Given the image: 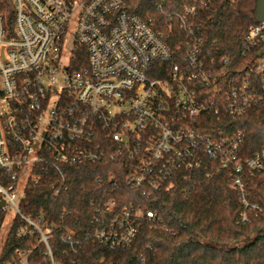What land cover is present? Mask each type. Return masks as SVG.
<instances>
[{
	"label": "built area",
	"instance_id": "2783aa9c",
	"mask_svg": "<svg viewBox=\"0 0 264 264\" xmlns=\"http://www.w3.org/2000/svg\"><path fill=\"white\" fill-rule=\"evenodd\" d=\"M194 9L185 8L182 29L191 30ZM242 45L244 54L264 47V23L251 28ZM187 46L164 73L155 64L171 61L172 53L162 35L127 13L122 0H0V209L6 218L11 213L6 225L17 218L32 228L50 264L52 229L21 212L26 191L47 170L60 175L54 195L65 185L63 166L102 160L124 166L127 186L160 191L178 175L188 180L182 172L198 166L202 151L220 170L232 171L240 222L259 210L245 198L242 178L248 172L264 180V152L242 156L241 133L214 138L190 124L207 114L239 118L256 107L253 79L264 85V55L244 77L226 78L223 71H205L197 48ZM114 206L109 200L103 209ZM139 215L107 218L96 240L128 246ZM30 253L16 250L5 264H28Z\"/></svg>",
	"mask_w": 264,
	"mask_h": 264
},
{
	"label": "trees",
	"instance_id": "16d2710c",
	"mask_svg": "<svg viewBox=\"0 0 264 264\" xmlns=\"http://www.w3.org/2000/svg\"><path fill=\"white\" fill-rule=\"evenodd\" d=\"M127 13L137 16L150 29L162 35L172 53L171 61L155 64L162 72L171 62L183 59L197 48L198 59L212 75L223 71L226 78L244 77L249 65L264 47L243 52L242 41L257 23L244 13V0L227 4L221 0H122ZM162 4V5H161ZM161 5V6H160ZM194 7L182 29L185 8ZM258 105L239 118L226 114L204 115L191 120L192 130L230 138L241 133L239 154L254 158L264 152V85L253 79ZM199 164L188 180L174 177L169 189H134L124 182L127 171L120 163H96L62 167L64 187L54 195L58 172L47 170L37 185L26 191L21 212L33 222L52 229L48 241L55 264H264V180L260 174L245 172L242 178L245 198L259 207L240 222L243 210L240 193L231 187L232 171L220 170L216 159L201 151ZM113 200L110 212L104 205ZM136 214L137 231L124 248L100 244L95 233L107 218L123 212ZM156 213V219L146 217ZM6 212L0 209V231ZM20 232V233H19ZM69 235L70 241L63 240ZM16 250L31 251L28 264H50L45 246L25 222L15 218L8 226L0 250V264Z\"/></svg>",
	"mask_w": 264,
	"mask_h": 264
},
{
	"label": "water",
	"instance_id": "95a60500",
	"mask_svg": "<svg viewBox=\"0 0 264 264\" xmlns=\"http://www.w3.org/2000/svg\"><path fill=\"white\" fill-rule=\"evenodd\" d=\"M250 13L257 23H264V0H254ZM262 55L264 51L261 52L260 56Z\"/></svg>",
	"mask_w": 264,
	"mask_h": 264
},
{
	"label": "rangeland",
	"instance_id": "374dc122",
	"mask_svg": "<svg viewBox=\"0 0 264 264\" xmlns=\"http://www.w3.org/2000/svg\"><path fill=\"white\" fill-rule=\"evenodd\" d=\"M253 1L254 0H244L243 3H242V10L244 13H250L252 7H253ZM11 217V213L9 212L8 213V218H6V221L5 223L8 221V219ZM4 223L1 231H0V250H1V246H2V243L6 237V234H7V231H8V225H6Z\"/></svg>",
	"mask_w": 264,
	"mask_h": 264
}]
</instances>
